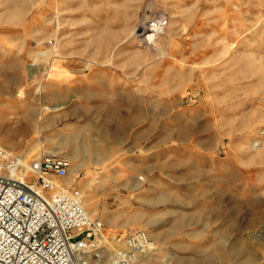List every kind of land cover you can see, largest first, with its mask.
I'll return each instance as SVG.
<instances>
[{
  "label": "rangeland",
  "instance_id": "1",
  "mask_svg": "<svg viewBox=\"0 0 264 264\" xmlns=\"http://www.w3.org/2000/svg\"><path fill=\"white\" fill-rule=\"evenodd\" d=\"M254 140L264 0H0V146L77 154L110 242L149 224L155 264H264Z\"/></svg>",
  "mask_w": 264,
  "mask_h": 264
},
{
  "label": "built area",
  "instance_id": "2",
  "mask_svg": "<svg viewBox=\"0 0 264 264\" xmlns=\"http://www.w3.org/2000/svg\"><path fill=\"white\" fill-rule=\"evenodd\" d=\"M70 167L58 155L27 162L0 146V264H141L156 250L149 232L103 242L105 226L81 190L59 182Z\"/></svg>",
  "mask_w": 264,
  "mask_h": 264
},
{
  "label": "bare ground",
  "instance_id": "3",
  "mask_svg": "<svg viewBox=\"0 0 264 264\" xmlns=\"http://www.w3.org/2000/svg\"><path fill=\"white\" fill-rule=\"evenodd\" d=\"M9 18L11 19V20H14V19H16L17 18V15L16 14H12V15H10L9 16ZM227 51H228V49H227ZM46 52H48V51H46ZM46 52H39L38 54L41 56V58H42V55H46L45 57H47V53ZM256 52H257V50H256ZM38 54H37V56H38ZM49 54V53H48ZM44 57V58H45ZM261 57V56H260ZM252 61L254 60V59H251ZM249 61H250V59H249ZM251 62V61H250ZM252 64V63H251ZM33 65H36V64H33ZM34 69V68H33ZM46 71V70H45ZM34 73L33 74H35L36 73V71H33ZM54 111V110H53ZM244 127V126H243ZM245 128V127H244ZM254 134H252L250 137H252ZM254 137V136H253ZM241 144V143H240ZM243 145V144H242ZM240 146V145H239ZM250 146V145H249ZM241 147H239V149H240ZM244 148V147H243ZM247 148V147H246ZM251 149H254L255 150V154H256V156H260V155H262L263 154V151H264V145H263V143H259V142H257L256 140H254L252 143H251ZM243 150H245V149H243ZM242 150V151H243ZM241 151V150H240ZM253 154V153H252ZM24 157H25V155L24 154H22ZM41 155V154H40ZM25 159L27 160V162H30L29 160H28V158H26L25 157ZM231 159V158H230ZM71 160V159H70ZM261 161V160H260ZM75 168V167H74ZM79 171V170H78ZM76 179V178H75ZM74 179V180H75ZM66 181V184H67V186H72L73 184H74V181L73 180H71L70 181V183L69 182H67V180H65ZM85 182H86V180H85ZM90 184L91 183H86V184H83L82 186H80V187H78L80 190H81V192L83 193V195H84V206H85V208H86V210L89 212V214L91 215V217L92 218H97L98 217V214H97V209H96V207H93V208H91V201H90V196L88 195V191H89V187H90ZM228 200V199H227ZM229 203H231V202H229ZM99 213V212H98ZM236 215H237V212L236 211H232L231 212V216L230 217H232V224L231 225H234L235 223H237V217H236ZM124 227H126V229H127V227L128 226H124ZM142 229H145V230H147L148 232H149V234L151 235L150 237H152V239H153V241L155 242V245L158 243V235H157V233L154 231V230H152V228H151V226L149 225V224H146V225H142V226H140ZM230 227H232V226H230ZM113 235V234H112ZM195 237V236H194ZM113 239H115V237H113ZM101 240L103 241V242H107V240H108V237L105 235V233L104 234H102V237H101ZM110 248H113L114 246L112 245V244H110V246H109ZM157 249V248H156ZM157 252V251H156ZM156 252H155V254H154V252L152 253V254H150V255H148L147 257H145V258H143L142 259V261H141V264H155L154 262H153V259L155 260L156 258L158 259L159 257H158V255L156 254ZM200 263V262H199Z\"/></svg>",
  "mask_w": 264,
  "mask_h": 264
},
{
  "label": "crops",
  "instance_id": "4",
  "mask_svg": "<svg viewBox=\"0 0 264 264\" xmlns=\"http://www.w3.org/2000/svg\"><path fill=\"white\" fill-rule=\"evenodd\" d=\"M59 68H60V66H59ZM64 88H68L69 89V87H66V86L60 87V84L59 85H56V86L55 85L54 86H44L42 89H45V91L53 92L54 94L57 95V94H60V90H63ZM90 88L91 87H87V88H84V87H76V89L78 90L77 92H80V93H82V89H84V91H88L89 92V89ZM49 89H51V90H49ZM97 89L98 90L95 91V92L103 91L101 87H98ZM57 99L60 100V97L58 96ZM55 109H56L57 112L55 114L52 113L53 115H50V117H54L55 116L58 119V122L57 123H60L59 122L60 121V114H59L60 113V104L56 108H52V110H55ZM45 115H48V114H45ZM39 123H41V122H39ZM55 123H56V121H55ZM52 143H55V142H52ZM62 148H65V144L64 143L61 146L59 145V147L47 148V149H45V147L42 146L41 143H39V144L33 145V147H30L29 150H33L34 151V155H40L41 153L42 154L44 153L43 155H51V154H54V155H58V156L64 157V158H66L68 160H70V158H77L78 157V155L75 154V153L73 155H69V154H66V153L62 152ZM40 156H42V155H40ZM40 156H38V157H40ZM65 180H66V178L60 179L59 180L60 184L67 186V184L65 183ZM67 187H70V188H78V187H74L73 185L72 186H67ZM96 209H97V207H96ZM98 212H99V210L97 209L98 217L95 218V219L100 220L104 224V220H106V218H107L106 217V214H105V211L104 212L103 211H100L99 213ZM108 218H107V223H108ZM118 221L121 222L119 219H118ZM121 223H123V222H121Z\"/></svg>",
  "mask_w": 264,
  "mask_h": 264
}]
</instances>
